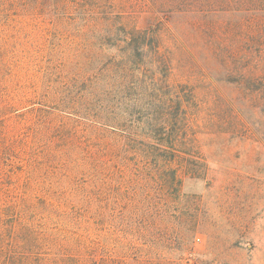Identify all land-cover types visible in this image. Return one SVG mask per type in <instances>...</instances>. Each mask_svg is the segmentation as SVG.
<instances>
[{
    "label": "rangeland",
    "instance_id": "374dc122",
    "mask_svg": "<svg viewBox=\"0 0 264 264\" xmlns=\"http://www.w3.org/2000/svg\"><path fill=\"white\" fill-rule=\"evenodd\" d=\"M74 1H0V106L17 105L0 119V208L18 201L57 224L46 234L52 248L39 251L50 264H264V103L245 96L243 79L256 65L264 82V0H226L203 14L178 13L169 0H102L97 20L74 13ZM120 29L153 36L129 64L120 60L125 46L101 42ZM116 70L130 76L124 90ZM88 79L111 86L101 114L123 117L128 108V120L148 117L161 128L158 143L202 162L198 173L122 172L109 155L119 147L111 133L122 132L102 120L93 183L86 125L48 98L80 95V105ZM141 144L131 145L130 163ZM74 217L96 237L95 253L84 254L83 236L71 232Z\"/></svg>",
    "mask_w": 264,
    "mask_h": 264
},
{
    "label": "trees",
    "instance_id": "16d2710c",
    "mask_svg": "<svg viewBox=\"0 0 264 264\" xmlns=\"http://www.w3.org/2000/svg\"><path fill=\"white\" fill-rule=\"evenodd\" d=\"M29 1L30 0H9V2L15 7L21 6L23 8L27 6ZM101 1L102 0H75L73 11L76 14L80 13L82 15L83 13L84 16H90L97 20L99 17V9L103 5ZM55 2L54 9L57 16H66L69 10L68 7L61 2L58 5V2ZM168 3L173 6L174 10L181 14H203L205 12H212L213 10H216L215 8L217 7H224L226 5V0H177L176 4H174L175 0H169ZM56 6L58 11H56ZM168 8L170 9L169 6H167V9ZM5 12L7 13V8L2 7V15ZM105 32H103L101 36V42L103 45L107 44L105 42L107 40L111 41L110 46L112 47L121 43L128 50L125 51L124 56L120 58V60L125 61L126 64H129L132 61L133 56L139 51H142L147 45H149V41L153 40V36L148 30L126 31L120 29ZM114 61L119 60L114 59ZM256 69L257 66L254 65L252 68L246 70V73H244L245 75H243V79H245L246 83V88H244L245 96H253L257 93L259 96L263 97L262 101L264 103V82L261 81V78H256ZM113 73H115L113 75L117 76V80L121 83L122 90L126 89L127 86L125 84L128 82V79H130V76H122L119 74L118 70ZM256 81H261L262 83L256 88L255 92L253 88L258 84ZM88 82L90 83L89 91H86L85 95L87 96L80 105V95L71 97L66 94H58L57 96H48V98L54 103V107L57 111L68 115L73 122L82 124L84 122L86 125L85 131L89 135L86 134V137L83 138V140H85L87 150H90V148L94 149L93 155L96 152L95 148H98L96 126L100 125L102 120H105L107 121V123L104 124L106 127L118 131L120 130L122 132L121 135L111 133V135L114 136L112 140L118 141L119 147H113V145H111L109 148L110 158H112L113 154L119 156V163L121 164H117V166L122 172H129L137 175L149 172L150 174L153 173L155 176L171 172V174L174 175L176 170L171 169L172 167H176V169L184 170L185 173L194 175L198 173L197 169L202 167V162L199 161L198 158H193L191 155L174 148L176 147V144L170 143L164 145L158 143L157 136L160 134L159 130H161V128H158V125H152L150 122L151 120H149L148 117L141 123H138V121L135 122L134 120H128V118H131V111L127 108L129 104H123L126 106L127 110H125V112H120L124 118L112 114V111H108L107 114H101L98 109V103L105 99V97L109 96L108 91L111 89V86L106 83L104 88L100 90L96 88L97 84L92 79H88ZM112 86L114 88L113 84ZM65 87L67 88L68 86ZM16 106V103L5 104L4 102V105L0 106V119H4L5 115ZM262 106L264 107V104H262ZM131 107L136 108V104H133ZM67 119L71 120L69 118ZM87 136L91 138H87ZM138 141L142 143V150L140 151L141 156L138 160L135 159L130 163V158L134 155L137 156L135 150L131 148V145ZM179 153H184L188 157L180 156ZM89 160L92 171L89 173L90 179L92 178V182L94 183V176L97 179L99 173L96 171L98 159L94 155ZM80 172L81 171H79V173ZM94 173H96V175ZM12 200H14V198L11 200L8 199V201ZM17 202L8 203L3 201V206L0 208V264H50V262L55 261V259L49 258V253L47 255L42 254L39 251L46 249L47 251H50L53 246V241L48 237L49 235L47 231L50 228H52V230H57V224H49L46 216L38 215L40 211H37L33 207H31L32 209L26 208L24 207L26 205ZM70 209L73 215L76 214L77 211H79L80 215L84 212V210L80 211V209L76 211L74 207H71ZM40 210L42 213H46L44 215L55 213L53 210H49V208H41ZM67 214L68 213H65L62 216H59L60 218H66ZM75 218L76 217L73 218L74 222L71 224L73 229L71 232L75 235L80 234L83 236L84 240L82 245L84 246V254L88 253V255H90L95 253L98 248L96 237L91 235L92 232H90V227H82L80 223L75 222ZM31 220H35V222H32ZM64 225L65 224L61 225V231L64 229ZM74 251L80 254L78 249L76 250L75 248L73 249V252ZM72 257L74 259H79L75 256ZM69 261H73L72 258H70Z\"/></svg>",
    "mask_w": 264,
    "mask_h": 264
}]
</instances>
